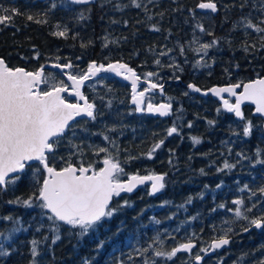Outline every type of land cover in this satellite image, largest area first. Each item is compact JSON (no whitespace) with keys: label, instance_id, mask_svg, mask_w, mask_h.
<instances>
[{"label":"trees","instance_id":"trees-1","mask_svg":"<svg viewBox=\"0 0 264 264\" xmlns=\"http://www.w3.org/2000/svg\"><path fill=\"white\" fill-rule=\"evenodd\" d=\"M137 2L141 3V8L134 7L131 0H99L89 6H66L61 0H0V8H16L21 13L13 15L7 26L0 25V58L9 67L36 71L43 65L48 75L59 71L52 67L57 63L71 61L78 65V68L72 69L76 72L86 69L93 60L104 64L119 61L128 64L144 78H148L145 75L148 72L158 73L150 79L167 83L164 95L171 98L173 105V114L164 120L149 116L145 111L136 112L129 85L118 78L111 77L94 91L86 88V96L90 102H95L102 115H98L95 121H76L75 135L67 131L56 149L55 158L50 157V163L59 169L70 157L74 165L83 161L85 166L92 164L98 169L103 167L106 154L97 155L96 150L106 147L114 157L119 158L126 173H167L166 187L157 195H149L147 187L132 195L116 197L114 203L127 199L132 206L122 209L97 231L82 239L75 235L78 229L61 224L62 239L52 245V233L48 229L50 222L46 217L41 220L40 209L7 203L16 197L27 198L35 191L31 181L24 179L14 189L0 194V216L19 217L28 228L26 232L17 234L14 245L17 251L9 258H0V264H29L32 239L40 241V256L37 257L40 264H83L86 259L91 264H119L120 261L123 264H144L145 259L152 257V250L141 256L136 249L148 247L158 234L168 250L195 233L200 249L210 244L213 237L218 238L222 234L221 229L227 227L224 221L234 219V214L228 211L236 207L233 200L243 199L245 205L259 200L264 205V198L259 194L250 201V192L240 191L245 184L253 191L264 186V165L253 166L249 160L237 163L240 159L237 153L255 159L257 149L264 150L262 120L253 118L251 109H246V118L252 120L256 127L250 137L237 136L233 132L242 133L243 122L226 113L220 104L199 97L189 102L186 99L188 95H184L188 83L209 89L264 77V47L261 46L260 34L253 29L246 33L241 25L234 22L246 15L240 7L241 3L260 7V0H215L220 12L213 16L209 25L199 20L202 14L196 6L200 0ZM52 3L57 5L56 8L51 7ZM223 8L230 9L229 20L226 18L224 21ZM251 12L253 23L264 19V13L253 8ZM81 13L83 19L80 18ZM28 15H33L35 19L27 20ZM149 16L152 18L149 19ZM36 19L46 22L37 23ZM232 23L236 25L232 26ZM198 24L203 26L204 32L196 27ZM57 25L60 27L57 28ZM65 27L68 29L66 37L53 34ZM154 27L159 31H155ZM105 37L108 42L116 43H108L104 47ZM214 39L218 43L208 50L207 56L195 51L201 44ZM81 44L87 47H81ZM246 45L249 46L247 52L244 51ZM161 52L168 54L161 56ZM156 59L161 61V65L155 64ZM197 61L207 66H199ZM174 63L180 65L183 71L168 67ZM175 76H179L184 85L173 83ZM59 80L67 82L63 75L56 79L57 82ZM109 101L111 107H108ZM218 108L221 109L219 113ZM179 113L183 118L182 126L187 127L191 121L192 127L179 129L185 137L180 134L167 136V129L173 126ZM209 120L215 121L214 125H210L211 129L205 126ZM112 127L116 130L109 131ZM104 135L115 141L119 151L104 139ZM192 136L201 138V143L193 145ZM160 139H165L164 145L149 159L146 154ZM73 144L80 146L82 155L72 147ZM129 156L139 158L123 163ZM225 160L236 164V167L218 172ZM200 169L207 174L202 175ZM221 182L222 187L217 188L216 185ZM205 185L208 187L205 188ZM189 197L192 202L185 203ZM165 201L168 203L165 204ZM220 204H224L225 208H219ZM214 208L216 211H213ZM260 210L254 209L249 215H257ZM157 220L160 223H155ZM40 223L45 227L37 232L36 227ZM245 224V221L234 224L235 234H230V246L215 253L203 264H259L264 260V231L258 232L253 228L250 232H243L241 225ZM10 226L9 222L0 221V229ZM44 236L49 239L45 241ZM99 240H104L105 244L97 251ZM156 259L157 264H195L192 257L183 253H178L172 261Z\"/></svg>","mask_w":264,"mask_h":264},{"label":"snow or ice","instance_id":"snow-or-ice-1","mask_svg":"<svg viewBox=\"0 0 264 264\" xmlns=\"http://www.w3.org/2000/svg\"><path fill=\"white\" fill-rule=\"evenodd\" d=\"M151 2L152 0H149V3ZM61 3L66 6L80 5L88 4L90 0H61ZM131 4L136 8H141V3L137 2V0H131ZM56 6L55 3L51 5L53 9ZM119 7L117 5L118 9ZM196 7L202 10H210L213 13L218 11L215 0H200ZM240 7L244 8L245 3H241ZM145 10L147 9L145 8ZM258 11L264 13V0H260ZM20 14L16 8H0V25L7 26L11 23L13 15ZM80 18H84L82 13ZM148 18L151 19L152 17L149 16ZM34 19L33 15L27 16L29 21ZM36 22L46 21L36 19ZM242 23L246 29H253L260 34L261 46L264 47V19H261L259 23H253L249 17H243ZM59 27L57 25V28ZM196 27L201 32L205 31L202 25L198 24ZM154 30L159 31V28L154 27ZM67 32L68 29L65 27L53 34L66 37ZM208 34L211 35V33ZM105 40L104 47H107L108 43H116V41L108 42L106 37ZM217 43L218 40L214 39L210 43L201 44L195 51L207 56L208 50ZM81 47H87V45L81 44ZM251 47H255V45ZM248 50L249 46L246 45L244 51L247 52ZM180 52L183 55V47H181ZM167 54V52L160 53L161 56ZM38 56L39 53H37ZM203 56H201V60H203ZM77 59H80V57H77ZM154 62L157 65H161L159 59ZM197 65L207 66L206 64H201L200 61H197ZM52 67L60 69L63 75L67 76V80L71 81V84L65 83L64 80L54 82V74L49 73L46 76L43 65L36 71H27L19 67L11 68L0 58V194L9 191V189H14V186L18 185L22 180L29 179L35 191L27 198L16 197L14 200L7 201V203L21 205L30 209H40L41 220L46 217L50 222L48 229L52 233L51 244L55 245L62 239L61 224L69 226L70 229H78L75 235L82 239L89 235L90 232L97 231L106 220L111 219L122 209L132 206L127 199L114 203V198L120 197L121 193H132L138 185L151 182V190L148 194L155 195L161 192L167 183V173L157 174L150 172L144 176L126 173L119 158L114 157L106 147H99L96 150L97 155L99 153L106 154L102 161L103 167L98 169L92 164L85 166L83 161L78 165H74L70 157L65 160L64 166L59 169L50 163V157L55 158L56 149L59 147L61 140L64 139L67 131H71L73 136L75 135V123L73 122L76 121L77 117H87L95 121L98 115H102V113L98 112L95 102H90L88 97L82 92L81 89L85 87L86 83L94 78L99 80L100 73H115L117 76H123L125 80L131 81L132 103L136 105V112L147 111L164 117L173 114V106L170 102L159 105L149 102L146 108L143 107L145 93L159 89L160 93L163 94L164 85L148 80V87L138 92L137 83L140 80V76L126 63L117 61L104 64L93 60L88 63L86 69L76 72L65 71L66 69L78 68V65H74L71 61L65 64L57 63L52 65ZM168 67H174L180 72L183 71V68L175 63L168 65ZM145 75L146 77H153L158 76V73L148 72ZM174 78L176 80L180 79L179 76ZM41 84L47 85V89H40L39 85ZM91 86L95 87V85ZM187 87L193 92L199 93L202 91L195 84L189 83ZM239 88H242V91L238 93L237 89ZM208 92L221 97V99H223L222 93L235 97L234 103L223 99L222 105L224 111L234 114L235 117L243 122L242 133L234 131V135L240 136L242 134L244 137H250L256 127L252 120L245 117L242 111L241 105L244 102H251L255 105V114L264 118V77H258L247 83L238 82L226 87H213L203 94L207 95ZM64 93L75 96L78 102H70L62 95ZM184 95L187 96L188 92H185ZM79 101H83V103ZM108 107H111V101L108 102ZM220 111L221 109L218 108L217 112L219 113ZM177 119H180V117L177 116ZM208 124L214 125L215 121L209 120ZM187 127H192L191 121L188 122ZM115 130V127L109 129V131ZM173 134H180L175 122H173L172 127L167 129V136H172ZM104 139L109 141L113 147H117L115 141H112L108 135H104ZM165 139H160L148 151L146 155L149 159L153 157V154L158 149L162 148ZM191 140L193 145L201 143V139L197 136H192ZM69 143L71 144V141ZM72 147L76 148L81 155L83 154L79 145L73 144ZM117 151H119L118 147ZM229 152H231V149H229ZM237 156L240 158L237 163L240 160H249L253 166L256 164L264 165V150L257 149L255 159L244 153H237ZM138 158L129 156L123 163H128ZM60 159L63 160L64 157H60ZM169 163L171 164L172 161L170 160ZM34 164L37 166L34 167ZM235 167L236 164L225 160L223 168H218L217 171L222 172L224 169L231 170ZM29 173H31L30 176ZM200 173L202 175L207 174L204 169H200ZM41 174L43 175L41 176ZM121 175L127 176V180H121ZM222 183L217 184L216 187L221 188ZM207 187L208 185H205V188ZM245 190L250 192L248 198L250 201L253 197H257L258 194L259 197L264 198V186L253 191L245 184L240 191L243 192ZM200 197L203 198V193L200 194ZM191 202L192 198L189 197L185 203L190 204ZM164 203L167 204L168 201ZM232 203L236 207L229 208L228 211L234 214V219L224 221L223 223L227 227L221 229L222 234L218 238L213 237L210 244L199 249L194 256L196 264H201L204 257L210 252H215L231 243L230 234H235L233 225L238 221L246 222L245 225H241V231L243 232H250L253 228L264 231V205H261L259 200L252 202L250 205H245V201L238 198L233 200ZM180 207H184V205H180ZM218 207L223 209L225 205L220 204ZM257 208L261 209L259 214L249 215ZM213 211H216V209L214 208ZM192 219H196V217H192ZM0 221L9 222L11 225L0 229V258H9L17 251L14 247L17 234L26 232L28 228L23 225L19 217L12 215L0 216ZM155 223L158 224L160 221L157 220ZM44 227L45 225L40 223L36 227V231L39 232ZM48 239V236H44L45 241ZM172 239H175V237H172ZM197 239L196 234L193 233L186 238L185 242L178 243L166 250L163 246L164 241L158 234L153 239L152 244H149L146 248L136 249V252L138 255L143 256L150 249L152 250V257L145 259L144 264H157L156 258L172 261L177 257L178 253L192 254L193 249L197 247ZM39 244L40 241L36 239L30 241L31 259L29 264H40L37 260V257L40 256L38 251ZM104 244V240H99L96 245L97 251L103 249ZM154 245H157V247L154 248ZM129 259H132V257L129 256ZM83 264H91V262L86 259ZM119 264H123V261H120ZM259 264H264V260L259 261Z\"/></svg>","mask_w":264,"mask_h":264},{"label":"rangeland","instance_id":"rangeland-1","mask_svg":"<svg viewBox=\"0 0 264 264\" xmlns=\"http://www.w3.org/2000/svg\"><path fill=\"white\" fill-rule=\"evenodd\" d=\"M252 8L253 9H255V10H258L259 9V7H250V5H245V7L244 8H242L243 10H245V12H246V15L244 16V17H249L251 20L253 19V12H251V10H252ZM224 9V8H223ZM248 10H250L249 12H247ZM224 11H225V20L224 21H226V18H227V20H229V15H230V9L229 8H225L224 9ZM224 17V16H223ZM199 20H201L202 22H206L207 23V25H209L211 22H213V15L212 14H203V15H200V17H199ZM223 21V20H222ZM234 22H236V23H238L239 24V26L241 25L243 28H241L242 30L244 29L245 30V32L246 33H248V31L247 30H249V29H246L245 27H244V25H243V23H242V18L240 19V20H235ZM234 25H236L235 23L233 24L232 23V26H234ZM239 26H236V28H239ZM250 46H252V45H250ZM4 60V59H3ZM6 63V62H5ZM56 69H58V68H56ZM44 71H45V69H44ZM65 71H73V70H68V69H66ZM52 74H54V77H55V80H54V82H57L56 81V79H58V77L60 76V75H63V73L61 72V70L59 69V71H57V72H55V73H52ZM45 75H47V73H46V71H45ZM65 78H66V80H67V76H65V75H63ZM145 80H148L147 78H144ZM109 80H111V76H107V75H102V76H100V79L99 80H97L96 78L95 79H93L92 81H89V82H87L86 83V85H85V87L84 88H82V92L85 94V89L86 88H89V89H91V90H95L96 88H97V86L98 85H101V84H104V83H106V82H108ZM151 80V79H150ZM153 81V80H152ZM67 84H70V82L67 80V82H66ZM91 85H95V87L93 88ZM164 86H167V83L166 84H163ZM47 85H44V84H41V85H39V88L40 89H42V90H46L47 89ZM146 88V87H145ZM145 88H143L141 91H143ZM86 95V94H85ZM65 98L67 99V100H69V99H71V100H69L70 102H78V100H77V98H74V97H67V96H65ZM89 99V98H88ZM144 99L147 101V103H149V102H151V103H153V104H157L156 103V101L158 100V102H170V100H169V97H166V95H164V96H159V94L158 93H156V92H152V91H150V92H146L145 93V97H144ZM186 99L189 101V102H194V101H196V98L195 97H192L189 93H188V96L186 97ZM132 100V99H131ZM171 103V102H170ZM179 111V110H178ZM179 117H180V119H176L174 122L176 123V125H177V127L180 129V128H184V129H186V128H188V127H183L182 125H183V118H182V116H181V114L179 113ZM205 126L207 127V129H211V127H210V125H208V124H205ZM183 130V129H182ZM182 132V131H181ZM180 133V132H179ZM180 135L181 136H183V133H180ZM183 137H185V136H183ZM201 139V138H200ZM125 172H126V169H125ZM125 177V175H121V180H123V178ZM128 178V177H127ZM149 191H150V189H149ZM162 192V191H161ZM199 251V249H197L195 252H194V254H193V256H192V259H194V256H195V254L197 253ZM200 254H202V253H200ZM214 260H215V258H213Z\"/></svg>","mask_w":264,"mask_h":264},{"label":"water","instance_id":"water-1","mask_svg":"<svg viewBox=\"0 0 264 264\" xmlns=\"http://www.w3.org/2000/svg\"><path fill=\"white\" fill-rule=\"evenodd\" d=\"M97 1H98V0H90V3H88V4H80V5H92V4H95ZM217 7H218V6H217ZM198 11L201 12L202 14L212 13V14H214V15H217V14L219 13V8H218V11L215 12V13L211 12L210 10H202V9H198ZM100 75H112V76H115V77H117V78H120L121 80L125 81L126 83H128V84L130 85V87H131V93H132V85H131V81H130V80H125V79L123 78V76H117L115 73H111V72H109V73H100ZM137 75H138V74H137ZM138 76H139V75H138ZM94 79H95V78H94ZM69 82H70V84H71V81H69ZM143 82H145V85L148 87V83H147V81H143V78L140 77V80H139L138 83H137V91H138V92L141 90V85H142ZM246 83H247V82H246ZM196 86H197V85H196ZM226 86H228V85H225V86H214V87L219 88V87H226ZM197 87H199V86H197ZM199 88L202 90V91L199 92V93H197V92H193V91H191L190 89H188V91H189L191 94L196 95V96H199V97H201V98L212 97V98L215 99V100H219V101L221 102L222 105H223V99H227V100H229V99L231 98V99L235 100V97L229 96L227 93H222V94H221V96L223 97V99H221V97H217V96L213 95L211 92H208L207 95H204L203 93L206 92L208 89H202L201 87H199ZM212 88H213V87H212ZM209 89H211V88H209ZM81 90H82V89H81ZM153 91L158 92L160 95H163V94H164V92H163V94H161L160 91H159V89H156V90H153ZM241 91H242V88L237 89V92H238V93L241 92ZM62 95H64V96H69V97H75V96H72V95H68L67 93H64V94H62ZM75 98H76V97H75ZM80 102L83 103V101H80ZM229 102H230V101H229ZM230 103H232V102H230ZM160 104H161V103H160ZM144 105H145V103H144ZM144 105H143V106H144ZM154 105H159V104H154ZM248 105L254 107L253 115L256 116V117H260L258 114H255V105H253L251 102H247V101L244 102V104L241 105V108H242L243 113H244V107H245V106H248ZM145 108H146V105H145ZM146 113H147V115H150V116H153V117H157V118H162V119H167V118L170 117V115H169V116L161 117V116H159L158 114L149 113V112H147V111H146ZM227 113H228V112H227ZM228 114H232V113H228ZM233 115H234V114H233ZM80 118H85V117H77L76 120H78V119H80ZM235 118H236L239 122H241L237 117H235ZM261 118H262V117H261ZM262 119H264V118H262ZM73 123H74V122H73ZM150 184H151V182H145V183L142 184V185H138V186L136 187V189H134V191H133L132 193H121V196L135 194V193H137L138 191L142 190L146 185H150ZM156 194H157V193H156ZM114 199H115V198H114ZM254 229H255V228H254ZM255 230H257V229H255ZM257 231H261V230H257ZM231 243H232V239H231ZM231 243H230V244H231ZM230 244H229L228 246L224 247V248H221V249H219V250H216L215 252H210L207 256L204 257V260L201 262V264H203L208 258L212 257L216 252L226 250V249L230 246ZM197 247H198V244H197ZM197 247L193 249L192 254H193V252H195V251L197 250ZM185 254H188V253H185ZM192 254H188V255H192ZM203 255H204V254H203ZM195 264H196V261H195Z\"/></svg>","mask_w":264,"mask_h":264},{"label":"flooded vegetation","instance_id":"flooded-vegetation-1","mask_svg":"<svg viewBox=\"0 0 264 264\" xmlns=\"http://www.w3.org/2000/svg\"><path fill=\"white\" fill-rule=\"evenodd\" d=\"M243 83H246V82H243ZM228 85V84H227ZM230 85V84H229ZM220 86H222V85H220ZM146 86H143L142 87V89L143 88H145ZM147 88V87H146ZM203 89H205V88H203ZM153 92V91H152ZM164 95V94H163ZM163 95H161V96H163ZM196 96V95H195ZM196 97H199V96H196ZM204 99H212L214 102H217L218 104H220V106H222V104H221V102L219 101V100H215V99H213L212 97H208V98H204ZM229 101L230 102H232V103H234L235 102V100H233V99H229ZM156 103L157 104H160V103H162V102H158V100L156 101ZM246 109H251V116L253 117V118H258V119H260V120H262V122H263V126H264V119H262L261 117H256V116H254L253 115V112H254V107L253 106H250V105H248V106H245L244 107V115H245V117H246Z\"/></svg>","mask_w":264,"mask_h":264},{"label":"bare ground","instance_id":"bare-ground-1","mask_svg":"<svg viewBox=\"0 0 264 264\" xmlns=\"http://www.w3.org/2000/svg\"><path fill=\"white\" fill-rule=\"evenodd\" d=\"M102 76V75H101ZM170 82H172V81H170ZM173 83H175L176 85H179V86H181V85H184V82H183V80L180 78L179 80H175V81H173ZM189 84V83H188ZM188 84H186V89H187V92L191 95V96H193V97H196L195 95H193V94H191L189 91H188V87H187V85ZM191 84H195V83H191ZM196 85V84H195ZM222 86H225V85H222ZM214 87V86H213ZM165 88H166V86H164V93H165ZM212 88V87H211ZM173 106V105H172ZM223 109V108H222ZM226 112V111H225ZM141 176H144V175H141ZM147 187H149V189L151 190V184L150 185H146L143 189H145V188H147ZM160 193V192H159ZM158 194V193H157ZM157 194H155V195H157ZM218 252H221V251H218Z\"/></svg>","mask_w":264,"mask_h":264}]
</instances>
